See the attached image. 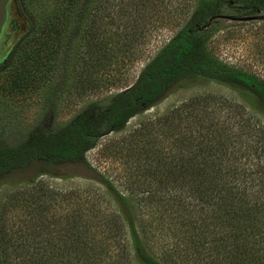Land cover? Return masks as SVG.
<instances>
[{"label":"trees","instance_id":"1","mask_svg":"<svg viewBox=\"0 0 264 264\" xmlns=\"http://www.w3.org/2000/svg\"><path fill=\"white\" fill-rule=\"evenodd\" d=\"M13 1L27 31L0 57V70L14 61L22 65L15 72L14 90H24L32 68L40 85H47L61 68L62 78L75 72L79 94L102 81L92 74L98 67L116 63L118 41L149 22V5L165 3L49 0L51 9L36 14L47 0ZM188 2L184 26L133 84L39 138L0 145V179L32 165L52 170L88 166L86 154L100 139L124 130L131 119L190 80L233 91L229 110H209L195 97L188 104L199 111L184 116L192 125L180 129L164 119L161 125L168 130L156 137L170 139L179 149L157 151L158 144L148 149L143 140L136 196L120 192L107 179L98 184L112 205L108 213L94 198L84 200L89 207L62 216L56 206L68 203L74 193L53 201L48 191L36 195L34 188L41 184L26 180L22 190L0 202V264H264V79L223 62L211 47L225 11L235 17L264 15V0ZM15 30L12 22L10 31ZM204 112L203 118L196 115ZM42 175L67 177L60 172Z\"/></svg>","mask_w":264,"mask_h":264},{"label":"rangeland","instance_id":"2","mask_svg":"<svg viewBox=\"0 0 264 264\" xmlns=\"http://www.w3.org/2000/svg\"><path fill=\"white\" fill-rule=\"evenodd\" d=\"M164 2L163 7L159 6L158 1L152 6L149 5V9L146 10L149 12L146 17L149 22L140 23L135 27L134 32L128 33V37L118 41L120 49L114 54L116 63L110 68L108 65L98 67L92 74L96 77L101 76L102 81L95 89L85 88L84 94H79L78 89L74 87L75 72H70L68 78H62L60 68L50 76L51 79L49 77L50 81L47 85H40L39 75L32 68L29 80L24 84V90L15 91V82H13L15 72H19L22 65L14 61L12 66L0 70V145L13 146L39 138L48 131L60 128L84 114L91 104H104L111 95L133 84L143 67L177 34L188 18L186 11L188 0H164ZM13 4L14 1L11 0L8 5V21L0 38V57L4 56L27 31L25 20L19 16ZM165 4H167L166 11H164ZM51 7L52 3L47 0L42 9L34 12L44 14ZM224 16L214 29L211 44L213 52L230 66L246 70L264 79V15L235 17L231 11H225ZM245 18L253 19L245 20ZM12 22L15 31H10ZM6 36H8L7 45L2 49V42ZM124 42L129 45L121 46ZM195 97L199 98V102L206 103L209 110L216 108L224 113L229 110L236 94L228 88L199 79L180 84L155 106L131 119L124 130L100 139L96 147L86 154L88 166L52 170L45 169L41 165H32L26 170L15 171L3 177L0 179V184H3L0 187V202L14 194L15 190H22V184H29L25 182L26 180L34 179L32 184H41L42 187L34 188L37 196H41L42 193L48 195L49 192L50 199L57 201L60 197L74 193L68 203L56 206L54 211L61 213L62 216L69 211L72 213V210L82 205L85 208L89 207L91 203H86L84 200L94 198L100 201L102 212H110L111 204L107 201L104 188L98 184H103L102 179H107L120 192L129 194L133 191L136 196L138 185L135 188L134 184L140 182H137L135 174L140 166L142 170L144 166V159L138 161L142 154L143 140L146 139L148 142L145 144L148 149L149 146L158 144L157 151L167 152L170 149L171 152H177L179 148L170 139L163 140L156 136L168 130L166 126L161 125L164 119L167 121L165 124H179L180 129L183 125H192V120L184 119V116L188 111H199L198 108L191 111L188 104ZM236 99L242 102L239 97ZM191 115L194 114L190 113ZM196 115L203 118L205 112ZM210 117L211 120L217 119L212 115ZM204 121L209 122V120ZM180 129H174L173 132ZM174 138L175 136L172 139ZM44 172L50 174L60 172L67 177L59 179L55 176L42 175ZM154 183L155 181H152L151 184ZM28 189L30 192L33 190L32 186H28Z\"/></svg>","mask_w":264,"mask_h":264},{"label":"water","instance_id":"3","mask_svg":"<svg viewBox=\"0 0 264 264\" xmlns=\"http://www.w3.org/2000/svg\"><path fill=\"white\" fill-rule=\"evenodd\" d=\"M11 0H0V38L2 36L4 27L8 21V5ZM253 18H245V20H251Z\"/></svg>","mask_w":264,"mask_h":264}]
</instances>
